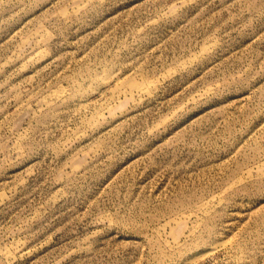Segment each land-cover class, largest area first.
<instances>
[{
  "label": "rangeland",
  "instance_id": "rangeland-1",
  "mask_svg": "<svg viewBox=\"0 0 264 264\" xmlns=\"http://www.w3.org/2000/svg\"><path fill=\"white\" fill-rule=\"evenodd\" d=\"M0 264H264V0H0Z\"/></svg>",
  "mask_w": 264,
  "mask_h": 264
}]
</instances>
